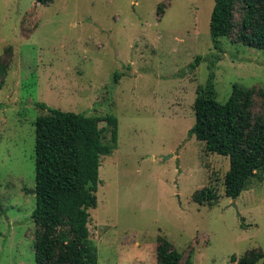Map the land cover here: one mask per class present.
<instances>
[{"label":"rangeland","instance_id":"obj_1","mask_svg":"<svg viewBox=\"0 0 264 264\" xmlns=\"http://www.w3.org/2000/svg\"><path fill=\"white\" fill-rule=\"evenodd\" d=\"M214 6L0 0V58L10 61L0 91V264H37L35 122L48 113L37 104L119 120V147L102 158L98 205L90 210L100 264H157L159 236L183 254L182 264L190 255L192 264H236L234 256L264 253V183L227 197L229 158L207 153L190 134L197 89L211 71L219 102L235 85L253 88V113L264 114V51L239 41L244 12L237 9L219 53L210 31ZM213 55L221 58L215 68ZM198 56L205 60L194 67ZM208 186L219 193L214 206L194 201Z\"/></svg>","mask_w":264,"mask_h":264},{"label":"trees","instance_id":"obj_2","mask_svg":"<svg viewBox=\"0 0 264 264\" xmlns=\"http://www.w3.org/2000/svg\"><path fill=\"white\" fill-rule=\"evenodd\" d=\"M37 1L48 6L55 0ZM237 9L244 12L239 41L264 51V0H215L210 22L214 48L222 53L221 40L233 33ZM8 59L0 58V91L10 69ZM220 59L213 55L211 68ZM202 60L205 58L198 56L194 67ZM211 72L207 83L197 89L196 122L190 134L205 143L207 153L229 158L224 190L227 197L237 199L254 181L264 183V114L253 113V88L235 85L229 100L219 102L215 73ZM37 107L48 113L35 122L36 263L100 264L97 247L90 237V210L98 205L102 158L119 147V120L112 115L64 112L45 104ZM101 123L105 126L101 127ZM194 201L214 206L219 201L218 190L208 186L195 195ZM4 215L0 191V221ZM157 242V264H182L183 254L166 236H159ZM232 263L264 264V253L261 249L252 250L239 260L232 257ZM185 264H192V255Z\"/></svg>","mask_w":264,"mask_h":264}]
</instances>
